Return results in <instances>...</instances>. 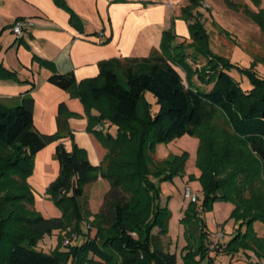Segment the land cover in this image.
Masks as SVG:
<instances>
[{
  "label": "trees",
  "instance_id": "obj_1",
  "mask_svg": "<svg viewBox=\"0 0 264 264\" xmlns=\"http://www.w3.org/2000/svg\"><path fill=\"white\" fill-rule=\"evenodd\" d=\"M190 1L184 11L190 21L191 48L174 45L175 34L166 30L161 50L146 57L103 60L96 77L80 82L73 70L61 73L52 61L35 56L52 70L49 82L72 91L83 103L87 129L99 136L107 150L99 165L90 161L84 148H66L63 138L72 134L69 119L76 114L66 102L58 106L57 132L44 133L34 124L32 94H25L13 106L0 100V188L5 190L0 195V264H216L205 241L206 228L197 220L188 225L187 232L190 225H198L200 241L195 247L194 235L189 233L181 263L167 237L171 212L162 202L160 182L185 172L187 152L156 161V145L185 134L201 141L197 163L204 209L215 201L234 204L232 217L238 226L226 244L214 245L216 255L237 254L247 257L250 264H264V234L256 229L257 222L264 224V77L257 71L256 60L251 68H244L210 49L207 33L193 16L201 1ZM251 1L257 6L262 2ZM55 2L83 30L82 18L67 0ZM247 12L264 27V8L259 13ZM189 55L194 61L202 56L206 62L194 67L187 60ZM178 68L185 72L187 84ZM233 70L248 74L249 88ZM0 78L29 82L31 89L37 86L35 80L19 78L1 60ZM146 92L159 104L155 113ZM219 114L236 142L203 132ZM108 121L118 125L115 135L103 128ZM54 141H59L55 155L60 169L48 194L62 215L47 217L24 207L26 202L33 205L25 181L32 174L36 154ZM100 178L108 186L103 184L101 202L94 208L87 188ZM12 185L18 190H12ZM191 215L197 216L195 208ZM56 232L54 249L38 246ZM67 239L69 244H65Z\"/></svg>",
  "mask_w": 264,
  "mask_h": 264
},
{
  "label": "crops",
  "instance_id": "obj_2",
  "mask_svg": "<svg viewBox=\"0 0 264 264\" xmlns=\"http://www.w3.org/2000/svg\"><path fill=\"white\" fill-rule=\"evenodd\" d=\"M186 1L67 0L83 20L84 28L80 30L72 24L70 12L55 0H0V60L17 72L19 78L37 83L36 88L31 89L29 82L0 78V100L13 106L25 94H32L34 124L41 132H44L43 126L57 132L58 106L66 102L76 113L69 119L70 128L76 132L79 145L90 150V161L99 165L107 150L86 131L88 117L83 103L72 91L49 82L52 70L42 66L35 56L52 61L61 73L73 70L78 82L96 77L103 60L146 57L161 50L166 30L173 31L177 44L183 37L190 36L188 24L181 17V7ZM200 1L210 7L205 0ZM18 18L32 22L21 37L12 30ZM249 87L247 84L246 88ZM39 107L43 112L37 118ZM98 183L106 184V181L100 178Z\"/></svg>",
  "mask_w": 264,
  "mask_h": 264
},
{
  "label": "rangeland",
  "instance_id": "obj_3",
  "mask_svg": "<svg viewBox=\"0 0 264 264\" xmlns=\"http://www.w3.org/2000/svg\"><path fill=\"white\" fill-rule=\"evenodd\" d=\"M229 1L236 3V6L230 4L228 0H205L206 4H209L210 7L207 8L205 5L199 4L196 8L197 10L195 9L193 11V16L197 22L202 24L204 32L208 35L207 44L214 53L223 55L244 68H251L253 62L256 60L258 62L256 67L257 71L260 76L264 77V27H261L247 12L250 10L259 13L260 9L264 8V0L258 6L251 0ZM190 4H192L191 1L187 0L181 7V17L188 24L190 36L183 37L181 39L182 41L178 43H183L186 49L191 48V43L193 42L190 21L184 11ZM194 8L195 6L192 9ZM173 44L176 45L177 43L173 42ZM187 60L194 67L198 68L206 62L202 56L198 57V61H194L192 56L189 55ZM178 69L181 71L187 84L185 72L181 68ZM232 72L238 79L242 80L245 87L247 84H250L248 74L242 75L237 70H233ZM195 80L199 83L196 77ZM146 99L151 103L152 113L157 112L159 110V104L156 102L155 96L150 92H146ZM37 111L38 118L40 116L39 114L43 111L40 107ZM56 114L57 109L56 112L53 111V115L56 116ZM109 123L108 121L103 128H105L106 132L110 131L115 135L118 131V125L114 123L110 125ZM43 127L44 129L42 131L44 132L56 133L51 131L49 127ZM86 131L92 135V138L95 139L97 144L104 147L101 139L94 131ZM71 132V135L69 133L68 137L63 138V140L65 139L64 143L66 148L70 151L76 145L81 147L78 142V136L73 128H71ZM203 132L215 138L218 137L222 140L236 142L225 118L221 114L211 124L205 126ZM200 142L198 136L185 134L156 145V161L170 156L182 155L187 152L185 172L182 175L178 174L172 179L160 182L162 202L167 203L171 212L167 231V237L171 242V251L177 254L178 260L181 263L182 254L190 239L188 238L189 233L194 235L191 243L197 247L200 241L198 237L200 234L198 225H190L189 232H187L188 225L197 220L198 223H201L206 228L207 233L204 235L205 241L211 246V254L216 256V264H250L248 258L245 256L239 257L237 254L235 256H229L223 253L216 255L217 249L214 248V245L221 246L226 244L234 235L238 222L232 217L234 204L230 201H215L210 208L204 209L203 207L205 195L201 180L199 179L201 171L197 163ZM57 144L58 142L54 141L36 154L32 174L25 181L33 195V205L26 202L24 207L27 209L35 208L36 211L47 217L62 215V209L48 194V188L51 182L58 176L60 169V163L55 155ZM84 149L87 152L88 158H90V150L88 148ZM104 185L106 187L108 183L106 182ZM11 188L14 191L18 190L17 186L12 185ZM188 188L197 193L199 199L196 204L192 205L191 201L186 198L185 192ZM87 189L88 194L91 197L93 195L95 208V204L98 205L101 202L103 183H97ZM4 192V188H0V195L4 194ZM194 208L196 209L197 216L191 215V213L193 214ZM183 217H185V221H182ZM83 227L86 230L85 223ZM256 229L260 234H264L263 223L257 222ZM157 230L156 233L158 232ZM57 243L58 232L45 236L39 242L38 246L47 251H51ZM242 253L243 251H241ZM88 264L101 263L95 261Z\"/></svg>",
  "mask_w": 264,
  "mask_h": 264
},
{
  "label": "built area",
  "instance_id": "obj_4",
  "mask_svg": "<svg viewBox=\"0 0 264 264\" xmlns=\"http://www.w3.org/2000/svg\"><path fill=\"white\" fill-rule=\"evenodd\" d=\"M32 25V22L29 19L26 18H18L14 22L12 26L13 32L16 34L17 37H21L25 31H27ZM102 35V34H101ZM185 196L187 199H189L192 202H198V195L196 192L192 191L190 188H188L185 192ZM70 240L67 239L65 241V244H69Z\"/></svg>",
  "mask_w": 264,
  "mask_h": 264
}]
</instances>
